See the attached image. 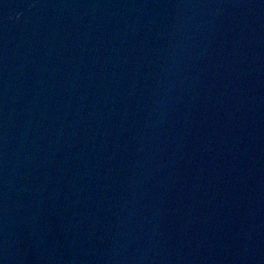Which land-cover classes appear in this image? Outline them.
<instances>
[{
	"label": "water",
	"instance_id": "1",
	"mask_svg": "<svg viewBox=\"0 0 264 264\" xmlns=\"http://www.w3.org/2000/svg\"><path fill=\"white\" fill-rule=\"evenodd\" d=\"M0 264H264V0H0Z\"/></svg>",
	"mask_w": 264,
	"mask_h": 264
}]
</instances>
